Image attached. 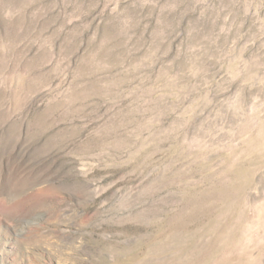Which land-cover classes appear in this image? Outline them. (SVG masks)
I'll return each instance as SVG.
<instances>
[{
	"label": "rangeland",
	"instance_id": "rangeland-1",
	"mask_svg": "<svg viewBox=\"0 0 264 264\" xmlns=\"http://www.w3.org/2000/svg\"><path fill=\"white\" fill-rule=\"evenodd\" d=\"M0 264H264V0H0Z\"/></svg>",
	"mask_w": 264,
	"mask_h": 264
}]
</instances>
